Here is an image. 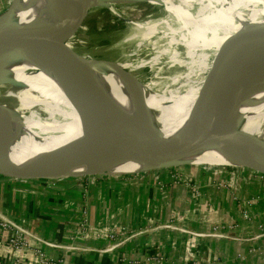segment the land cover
Returning <instances> with one entry per match:
<instances>
[{
  "label": "bare ground",
  "instance_id": "1",
  "mask_svg": "<svg viewBox=\"0 0 264 264\" xmlns=\"http://www.w3.org/2000/svg\"><path fill=\"white\" fill-rule=\"evenodd\" d=\"M115 1L88 2L93 8L114 4ZM144 1L160 4L171 20L175 21L176 29L165 28L170 35L180 33L178 43L185 47L190 60L191 68L187 78L191 73L200 77L194 83L186 78L179 90L154 92L151 89V84L154 83L141 84L130 73L133 66L127 63L112 62L97 69H84L98 112L113 123L112 125L120 128L158 133L163 139H181L191 128L193 101L202 81L213 69L223 44L231 36H235L227 51L222 78L233 74L240 62L251 52L255 53L246 65V70L238 77L218 83L212 131L217 133L233 129L235 116L240 114L243 116L239 129L241 134L264 136V96L259 98L250 93L258 84L264 82V47L257 52L256 44L251 42L252 37L242 40L236 35L239 32L264 29V0ZM10 5L13 8L10 20L26 29L55 24L80 9L78 0H11ZM3 22L4 17L1 15L0 25ZM164 23V19H160L152 23H136L135 27L150 33ZM73 42V37L67 41L72 49ZM175 43V39H169L171 46ZM204 49L211 51L210 59L202 53ZM197 51L201 52L196 54ZM79 53L90 58L83 52ZM171 56L175 59L174 53ZM155 58L156 54L151 60ZM42 68L52 74L48 85L38 82ZM246 84H249L248 88ZM151 111L156 113V118L155 124L149 125L147 118ZM79 144H84L91 152L85 160L76 161L73 158L75 155L70 160H67L68 155L58 157V160H47L48 157L74 146L73 151L69 152L71 155ZM244 157L264 159V154L252 151L249 146L239 148L210 145L199 149L197 153L181 157L180 162L210 167L242 166L240 161ZM0 161L25 169L58 172L107 173V167L118 165L127 168V173H130L149 166L116 161L104 154L98 141L82 126L65 98L59 75L51 61L34 50L26 51L12 62H0Z\"/></svg>",
  "mask_w": 264,
  "mask_h": 264
},
{
  "label": "crops",
  "instance_id": "2",
  "mask_svg": "<svg viewBox=\"0 0 264 264\" xmlns=\"http://www.w3.org/2000/svg\"><path fill=\"white\" fill-rule=\"evenodd\" d=\"M78 147L74 160H85L89 151ZM179 175L199 186L195 199L184 182H173ZM222 183L228 188L216 187ZM0 213L34 235L30 244L54 264H264V181L249 169L184 164L136 176L0 183ZM118 226L137 233L108 238ZM214 226L220 236L188 233ZM6 236L0 230V264H40L29 251L12 252Z\"/></svg>",
  "mask_w": 264,
  "mask_h": 264
},
{
  "label": "water",
  "instance_id": "3",
  "mask_svg": "<svg viewBox=\"0 0 264 264\" xmlns=\"http://www.w3.org/2000/svg\"><path fill=\"white\" fill-rule=\"evenodd\" d=\"M78 1L80 2V9L75 14L69 15L55 24L35 29H26L16 21L10 20L13 8L8 5L1 13L4 22L0 25V62H12L28 50H34L45 55L59 75L65 98L75 111L82 126L98 141L104 154L116 161L136 162L149 166L136 172L103 174L92 171L58 172L48 171V169H25L0 161V183L16 184L30 181H52L84 176H136L187 164L180 162L181 157L210 145L239 148L249 146L252 151H259L264 154V136L258 134L246 135L239 132L243 117L240 114L235 116L233 129L217 133L212 131L216 115L218 83L222 80L230 81L238 77L246 70V65L255 53L251 52L243 62H240L239 67L233 74L222 78L221 73L225 68L227 51L234 42L235 36H231L223 44L216 56L213 69L202 81L193 101L194 112L191 128L181 139H163L158 133L152 134L146 130L144 132L130 131L114 126L113 123L107 121L97 110L94 95L85 77L84 69H97L102 65H109L113 61L87 58L67 44L68 39L74 37L88 11L92 8L90 2H88L89 0ZM236 35L237 38L242 40L252 37L251 42L256 44L257 52L264 47V29L239 32ZM149 118H152V122L148 121ZM155 118L156 113L154 111L148 113L147 124H155ZM73 147L65 150L64 154L69 157L67 160H70L72 155L77 154V152H74L70 155L69 152L73 151ZM78 148H80L83 155L87 153V147L84 144H79ZM240 165L264 175L263 158L244 157L240 161Z\"/></svg>",
  "mask_w": 264,
  "mask_h": 264
},
{
  "label": "rangeland",
  "instance_id": "4",
  "mask_svg": "<svg viewBox=\"0 0 264 264\" xmlns=\"http://www.w3.org/2000/svg\"><path fill=\"white\" fill-rule=\"evenodd\" d=\"M10 2L11 0H0V16L5 8L10 5ZM90 7H92V5H90ZM160 19H164L165 23L154 28L155 33H147V30L145 31V29L135 27L136 23L142 24L146 21L152 23ZM171 19L172 18L168 16L160 4H152L147 1L126 2V0H116L114 4L96 6L88 11L80 28L73 37L74 42L72 43V47L78 52L85 53L90 58L127 63L133 66L130 73H132L141 84L154 83L153 85L151 84V89L154 92H167L173 89L179 90L186 82L187 73L191 67L190 60L184 49L185 47L178 43L180 33L170 35L167 32L168 29L165 28L167 27L173 30L177 28V24ZM126 21L129 22L127 23ZM169 39H175V45L171 46L169 44ZM200 52L201 51H197L196 54ZM210 52L209 49H204L202 51V53L208 56V59H210ZM172 53H174L175 59L172 58ZM155 54L156 58L151 60L152 56ZM122 72L124 73L125 71ZM198 77H200V75H193L191 73L187 79L191 81V83H194L197 81ZM51 80L52 74L49 73L46 68H42L38 82L40 81L43 85H48ZM57 80L55 82H58ZM251 80L252 79H250V81ZM249 84H246L247 88ZM258 85L259 86L255 87L250 93L251 95L256 94V96L260 98L264 96V82ZM90 153L91 152H89V154ZM76 157L77 156H73L74 159H76ZM187 165L214 170V172L227 168L230 172L236 173L238 170L247 169L235 165H220L214 167L202 164ZM105 171L107 173L128 172L127 168L118 165L109 166ZM101 173L107 174L104 172ZM85 177L86 176H84V178ZM176 177L177 179H173L175 183L184 182L185 185V182H187L188 177L181 178L180 175ZM194 186L195 188H199L197 184H194ZM220 186L216 185L217 188L225 187L224 183H222V185L220 184ZM187 188L190 190L189 187ZM225 188L228 187L226 186ZM136 233L137 232H133V234Z\"/></svg>",
  "mask_w": 264,
  "mask_h": 264
},
{
  "label": "built area",
  "instance_id": "5",
  "mask_svg": "<svg viewBox=\"0 0 264 264\" xmlns=\"http://www.w3.org/2000/svg\"><path fill=\"white\" fill-rule=\"evenodd\" d=\"M253 174L255 176H257L258 179L264 181V175L257 173L255 171H252ZM175 179H177V177H175ZM186 187H189L190 189V195L191 198L197 197L199 195V191L198 188H195L194 183L191 180H187V182H185ZM243 217L246 218L247 214L245 211H243L242 213ZM83 225V224H81ZM180 229V228H179ZM178 229V230H179ZM213 232L212 233H207V234H203V233H196V232H189L188 233L194 236H220V233L217 232L219 231L218 226H214L213 228ZM0 230L6 231L7 232V236H6V244L9 247V249H11L12 252L14 253H18V254H23L24 252H30L33 253L37 256V258H39V263L40 264H54L51 262L50 259H48L47 257H45L44 253L39 250L38 248L33 247L30 244L29 238H34L35 236L32 235L27 229H25L22 225L18 224L16 221H14L13 219L9 218V216H6L3 213H0ZM182 231H185L183 229H181ZM99 231V230H97ZM108 238L112 239L113 238H126L128 236H134L133 233L130 234H126V228L124 226H118L113 230H108ZM36 239L44 244L45 246H50V247H64L65 249L67 248H72L71 246H60L57 244H54L52 242H47L45 240H42L40 238ZM115 245V244H114ZM57 264V263H56Z\"/></svg>",
  "mask_w": 264,
  "mask_h": 264
}]
</instances>
